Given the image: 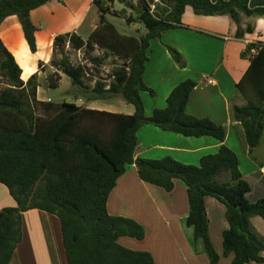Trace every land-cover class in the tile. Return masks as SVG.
I'll return each mask as SVG.
<instances>
[{"label": "trees", "instance_id": "1", "mask_svg": "<svg viewBox=\"0 0 264 264\" xmlns=\"http://www.w3.org/2000/svg\"><path fill=\"white\" fill-rule=\"evenodd\" d=\"M50 1L0 0V25L7 17H17L28 48L35 53L36 27L30 13ZM160 1L165 8L158 12L151 11L146 0H93L98 10L95 30L85 40L67 33L53 41L49 63L56 71L46 78L48 88L59 87L61 73L85 94V102L121 98L133 106L130 115L65 101H40L37 75L22 81L18 64L0 40V76L5 82L0 90V184L15 203L0 210V264H9L22 238L21 214L31 209L58 218L67 264H155L150 253L118 243L120 237L142 240L143 227L107 211L109 194L132 164L143 182L166 192L173 190L174 179L184 183L189 207L184 226L192 230L193 250L200 243L210 264H217L219 256L208 234L204 202L208 196L225 207L228 228L222 233L223 256L233 254L231 264H264V236L251 224L253 217L264 219V199L247 200L250 186L240 173L237 155L224 144V128L187 113L197 83L191 79L180 82L168 94L165 107L154 109L150 117L145 116L141 99L143 92L155 95L143 81L150 42L167 31L185 29L181 18L186 7L200 16L229 17L237 25L236 38L253 32L251 25L241 28V18L264 17V8L249 9L250 0ZM116 3L130 9L125 18L129 25H141L138 36L121 34L108 21V8ZM66 46L73 51L102 49V58H88L95 65L110 57L122 63L108 84L95 81L90 88L83 82L85 67L73 66ZM166 49L175 64L184 68V57L172 47ZM240 57L249 62L236 85L246 103L232 106L230 114L241 123L250 155L264 136V42L248 43ZM145 124L184 137H211L221 146L217 153L203 156L197 166L170 157L135 158L137 131Z\"/></svg>", "mask_w": 264, "mask_h": 264}, {"label": "crops", "instance_id": "2", "mask_svg": "<svg viewBox=\"0 0 264 264\" xmlns=\"http://www.w3.org/2000/svg\"><path fill=\"white\" fill-rule=\"evenodd\" d=\"M146 1L152 11L159 12L165 8L160 0ZM248 8H264V0H250ZM96 18L93 0H52L31 11L30 19L36 27L35 53L30 52L17 17H7L1 23L0 40L18 64L21 80L25 82L31 75H37V97L40 101L46 100L39 97V92H44V87L48 88L45 68L50 69L48 72L56 71L51 70L49 64L54 38L74 33L85 40L95 30ZM181 21L185 29L170 30L160 39L152 40L156 50L149 46L143 81L155 95L141 93L145 116L150 117L154 109L164 108L168 94L180 82L186 79L195 81L197 85L189 97L187 113L196 118L210 119L224 128V144L237 155L240 173L250 186L247 200L253 203L264 199V136L249 155L241 123L230 114L232 106L246 103L236 89L249 65L240 53L248 43L264 42V17H242V29L247 25L253 27V32L245 33L242 38L235 37L237 25L227 16H200L186 7ZM166 46L176 49L184 57V68L175 64ZM59 74L61 84L66 76ZM80 100H83L82 97L77 106L84 104L92 110L125 115L134 111L132 105L125 106L122 102L117 109L112 104L114 100ZM137 141L135 158L159 160L170 157L193 166H197L203 156L217 153L221 146L211 137H184L161 131L151 124L140 127ZM173 183V190L166 192L143 182L138 177L135 164L126 167L109 194L107 211L112 216L134 220L143 227L145 235L142 240L120 237L118 243L134 251L150 253L155 264H210L200 243L193 250L192 230L184 226L189 213L186 186L177 179ZM204 202L209 238L219 256L217 264H231L233 254L223 256L222 247V233L228 228L225 207L209 196ZM12 206L15 203L9 191L0 184V210ZM251 224L264 236V219L253 217ZM20 227L21 242L16 246L9 264H67L56 216L37 209L27 210L21 214Z\"/></svg>", "mask_w": 264, "mask_h": 264}, {"label": "rangeland", "instance_id": "3", "mask_svg": "<svg viewBox=\"0 0 264 264\" xmlns=\"http://www.w3.org/2000/svg\"><path fill=\"white\" fill-rule=\"evenodd\" d=\"M108 9L109 10L106 17L108 21L111 22L116 27L118 32L124 35H135V36H138L142 32V27L140 24L134 23L129 25L125 21V18H127L131 14L130 9H128L126 6L116 3L113 6L109 7ZM95 10L97 12V18L95 22L97 26L98 10L96 7ZM113 14L116 15L117 17L113 16ZM150 46H152L153 50H156V45L154 42L151 41ZM66 49L68 51L70 62L73 64V66L79 65L85 67V70L89 74V76L86 77L84 75L83 82L85 85L89 86L90 88L93 87L95 81H103L105 84H108L112 80L113 72L116 71L119 68V65L122 63L116 58L110 57L107 59H103L100 65L93 64L88 59L89 57L97 56L102 58L103 56V50L98 48L97 46H94L93 50L82 49L80 51H73L68 48ZM58 59L59 57L55 56L56 62L58 61ZM45 69L47 71V76L52 73L51 71L48 72L50 70L48 67H46ZM51 70L54 71L55 68L52 67ZM4 83H5L4 80L0 76V90L4 88ZM42 86L44 87V84H42ZM43 90L44 92L42 91L39 92V97L45 99L46 101H51L52 103L55 104L65 101L68 103H74L75 105H79L80 104L79 99H81V97L83 100L80 101L84 102L85 94L81 95L79 87L71 85V81L67 77H64V81L59 85L58 88L53 89V88L44 87ZM119 103L125 106L127 104L121 98H116L112 102L114 106L115 105L117 106V109H119Z\"/></svg>", "mask_w": 264, "mask_h": 264}, {"label": "built area", "instance_id": "4", "mask_svg": "<svg viewBox=\"0 0 264 264\" xmlns=\"http://www.w3.org/2000/svg\"><path fill=\"white\" fill-rule=\"evenodd\" d=\"M151 11H152V9H151ZM66 48H68V46H66ZM84 75H85L86 77L89 76V74L86 72V70L84 71Z\"/></svg>", "mask_w": 264, "mask_h": 264}]
</instances>
